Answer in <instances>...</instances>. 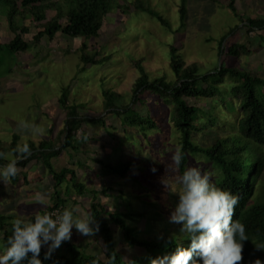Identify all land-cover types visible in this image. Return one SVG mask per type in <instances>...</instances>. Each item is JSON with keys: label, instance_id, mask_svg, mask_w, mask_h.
<instances>
[{"label": "trees", "instance_id": "16d2710c", "mask_svg": "<svg viewBox=\"0 0 264 264\" xmlns=\"http://www.w3.org/2000/svg\"><path fill=\"white\" fill-rule=\"evenodd\" d=\"M228 1L232 11L238 13L234 0ZM54 2L57 3L22 0L24 6L16 7L9 15V25L16 37L9 43L0 42V54L7 48L19 52L28 50L31 43L25 35L34 25L40 27L34 39L39 44L46 35L55 38L60 33L98 38L115 8V0H72L66 14L58 11L49 17V11L57 8ZM143 11L155 14L151 7L144 6ZM29 13L34 15L32 26L21 24L19 19L27 18ZM156 16L170 26L161 12ZM254 23V20L246 21L250 35L252 30L261 28ZM253 46L247 39L243 42L236 39L224 51L239 57L251 54ZM170 47L175 79L160 76L151 80L143 71V76L127 94L105 89L104 110L99 116L86 114L84 102H70L69 89L64 86L59 98L63 119L51 121L48 118L51 121L49 138L21 142V133L15 131L10 143L0 142V178L6 177L23 187L32 182L44 184L48 175H52L53 195L47 213L55 210V223L47 218L59 230L70 228L72 223V212L66 203L77 200H74L75 195H69L71 185L76 194L91 199L92 231L96 240H105L107 249L104 256L87 253L79 249L74 239L56 232L48 235L55 246H42L28 223L14 221L0 206V229H4L0 250L8 264H264V155L255 147V144L264 146V77L224 64L214 71L200 73L198 63L187 64L178 54L177 46L171 44ZM82 61L103 64L107 60L97 49L92 54L84 52ZM204 98L210 101L201 106L198 100ZM193 116L200 118L197 125L186 120ZM89 124L104 128L114 141L126 134L142 135L146 143L129 141L125 152L134 147V151L130 150L134 155L128 158L123 151L115 160L102 159L99 151H82L78 144L79 130L86 138ZM175 130L179 134L173 144L174 155L178 154L176 176L179 180L173 179L168 171L155 183L162 184L166 194L167 191L171 194L169 188L177 185L181 200L167 212L168 219L161 213L160 218L151 221V238H141L138 226L128 221H139L147 212L110 210L108 205L98 201V189L87 187L83 181L82 165L103 166L113 177V184L118 183L115 177L124 182L125 177L139 169L136 163L139 154L148 148L159 155L158 163L153 164L158 173L164 152L157 148L158 139L152 136L160 132L168 139ZM200 133L205 140L196 141ZM64 154L70 157L59 171L54 166ZM191 156L202 161L199 174L189 167ZM33 168L35 175L31 174ZM40 170L47 172L45 178L40 176ZM146 175L147 181L138 179L145 190L143 196L152 207L160 209L148 178L155 174ZM61 187L66 191L64 197ZM108 188L124 193L123 188L114 185ZM110 221L122 234L124 246L134 250L131 257H122L116 249ZM10 225L16 226L15 235L6 229ZM92 239L91 236L89 244Z\"/></svg>", "mask_w": 264, "mask_h": 264}, {"label": "rangeland", "instance_id": "374dc122", "mask_svg": "<svg viewBox=\"0 0 264 264\" xmlns=\"http://www.w3.org/2000/svg\"><path fill=\"white\" fill-rule=\"evenodd\" d=\"M56 9L49 11V17H53L58 11L65 13L72 6V0H54ZM228 0H115V8L108 17L106 28L98 38H86L85 36L70 37L58 34L51 38L46 35L38 46H34L36 33L40 27L32 26L33 17L29 13L27 18H21V24L32 26L30 33L25 35L31 47L25 51H13L5 49L0 54V142L10 143L15 131L20 132L21 142L30 139L38 141L42 137H50L49 125L55 118L63 119V109L60 107L59 98L62 88L68 87L70 102H84L87 107L83 109L86 114L99 116L103 112V91L115 89L127 94L134 83L143 76V71L151 80L163 76L168 80L175 79L176 75L171 66V44L178 48V54L187 64L198 63L200 73L214 71L221 64L247 69L264 77V0H234V6L238 13L232 11ZM22 8V0H0V42L9 43L16 37V33L10 28L9 15L16 7ZM151 7L154 15L143 11V7ZM161 14L169 21L170 26L156 16ZM14 16V14L12 15ZM247 20H254L261 30L247 33ZM259 31V33H258ZM237 40L252 42L251 54L239 57L227 54L225 47ZM99 49L102 57H106L103 64L85 63L82 61L84 52L92 54ZM210 99H199L201 106L208 104ZM193 102V100H192ZM195 103V102H193ZM115 107V106H113ZM105 112V111H104ZM51 120H49V119ZM190 124L197 125L200 118L193 116L186 119ZM86 138L82 130L78 132V144L82 151H99L102 159H117L123 155L129 141L137 140L146 143L144 136L123 135L120 140L114 141L104 128L89 124ZM179 134L165 139L160 132H156L152 138L158 139L156 146L163 151L160 161V169L154 168L158 163L157 155L152 149L146 148L139 154L136 162L139 169L131 176L113 184V177L105 171L103 166L87 163L82 165L83 181L87 187L98 189L97 199L108 205L113 211L140 212L147 214L139 221L130 220V225H137L141 232V238H151L150 223L160 218L161 213H167L180 196L174 185L169 190L171 194L157 185L164 174L171 172L173 179L178 181V154L174 155V138ZM196 141L205 140L201 133ZM256 151L264 155V146L255 144ZM134 147L126 150L124 157L134 154ZM8 155H12L9 153ZM70 157L61 155L54 166L60 171V167ZM55 162V159H54ZM202 161L198 157L191 156L189 167L197 170L202 167ZM31 174H36L35 168ZM145 170V171H144ZM40 176L45 178L47 172L40 170ZM151 182V193L157 196L160 209L147 203L144 192L138 179L147 181V175ZM162 176V177H161ZM47 181L42 183L32 182L23 187L16 186L8 178H0V206L14 217V221H24L31 227V233L40 240V245L51 244L48 235L51 232L62 233L78 243L79 249L91 254L106 253L104 239L96 240L92 227V201L88 197L76 194L75 188L69 186L70 199L66 206L72 212V220L68 229H56L55 225L47 218V211L52 201L53 188L50 184L54 177L48 175ZM36 184V185H35ZM114 185L123 188L121 194L108 188ZM156 189L154 190V188ZM61 192L66 191L64 187ZM164 191L163 194L157 192ZM173 192V193H172ZM143 196V197H142ZM255 198V195L253 196ZM5 210V211H4ZM114 230V242L116 249L122 257L129 258L134 254L133 249H127L121 238V233L116 225L110 221ZM14 235L16 226H8ZM4 235V229H0V239ZM91 236V244L88 243ZM55 246V243L51 244ZM93 245V246H92ZM0 250V264H8L7 257L2 256Z\"/></svg>", "mask_w": 264, "mask_h": 264}, {"label": "built area", "instance_id": "2783aa9c", "mask_svg": "<svg viewBox=\"0 0 264 264\" xmlns=\"http://www.w3.org/2000/svg\"><path fill=\"white\" fill-rule=\"evenodd\" d=\"M254 31L255 30H253L252 32H254ZM46 215H47V217H49L53 221V223H55V210L48 212Z\"/></svg>", "mask_w": 264, "mask_h": 264}, {"label": "crops", "instance_id": "0c3cea01", "mask_svg": "<svg viewBox=\"0 0 264 264\" xmlns=\"http://www.w3.org/2000/svg\"><path fill=\"white\" fill-rule=\"evenodd\" d=\"M264 26V25H263ZM263 26L260 28V30L263 28ZM41 44V43H40ZM39 43H37L36 41L34 42V46H38ZM102 239V238H101Z\"/></svg>", "mask_w": 264, "mask_h": 264}, {"label": "clouds", "instance_id": "9594fccd", "mask_svg": "<svg viewBox=\"0 0 264 264\" xmlns=\"http://www.w3.org/2000/svg\"><path fill=\"white\" fill-rule=\"evenodd\" d=\"M254 30L256 31V29H254ZM252 31H253V30H252ZM252 31H251V32H252ZM258 33H259V31H258Z\"/></svg>", "mask_w": 264, "mask_h": 264}]
</instances>
